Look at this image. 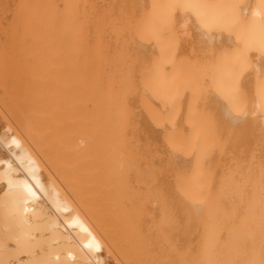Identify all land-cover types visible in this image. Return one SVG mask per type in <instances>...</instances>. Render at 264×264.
Masks as SVG:
<instances>
[{
	"label": "bare ground",
	"instance_id": "bare-ground-1",
	"mask_svg": "<svg viewBox=\"0 0 264 264\" xmlns=\"http://www.w3.org/2000/svg\"><path fill=\"white\" fill-rule=\"evenodd\" d=\"M0 264H264V0H0Z\"/></svg>",
	"mask_w": 264,
	"mask_h": 264
}]
</instances>
